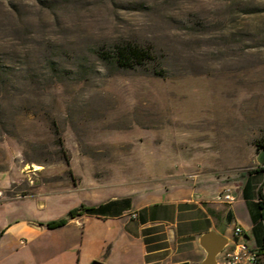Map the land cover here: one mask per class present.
<instances>
[{"label":"rangeland","instance_id":"1","mask_svg":"<svg viewBox=\"0 0 264 264\" xmlns=\"http://www.w3.org/2000/svg\"><path fill=\"white\" fill-rule=\"evenodd\" d=\"M125 43L154 60L99 58ZM259 139L264 0H0V199L61 225L43 264H120L112 226L67 214L199 169L264 177Z\"/></svg>","mask_w":264,"mask_h":264},{"label":"crops","instance_id":"2","mask_svg":"<svg viewBox=\"0 0 264 264\" xmlns=\"http://www.w3.org/2000/svg\"><path fill=\"white\" fill-rule=\"evenodd\" d=\"M248 169L241 174L199 169L185 176L172 175L163 187L158 183L140 190L123 213L111 198L100 202L102 213H84L71 222L92 217L112 226L120 240V264H201L205 257L198 243L201 234L214 231L230 244L239 226L248 247L261 251L258 262L264 264V210L258 197L260 190L264 197V177L257 165ZM225 189L234 201L220 199ZM27 199H0V264H43L41 258L50 253L45 237L60 227L46 228L33 204L28 209L31 213H22L19 204ZM115 247L106 257L108 262ZM99 256L96 251L91 258Z\"/></svg>","mask_w":264,"mask_h":264},{"label":"trees","instance_id":"3","mask_svg":"<svg viewBox=\"0 0 264 264\" xmlns=\"http://www.w3.org/2000/svg\"><path fill=\"white\" fill-rule=\"evenodd\" d=\"M98 56L105 63L115 66L118 69H131L136 66L142 65L144 62L154 60L151 51H149L148 49H143L131 43L117 45L113 50L110 51H99ZM254 147L256 153L264 150V139L255 141ZM258 197L259 204L264 210V197L261 193V190L259 191ZM89 212H91V208L81 205L77 209L70 211L67 214V218L73 219L77 216H80L81 214H88ZM60 226L61 225H57L55 223H53L52 225H47L48 228H57ZM259 254L262 255L261 251H259ZM257 264L260 263L258 262Z\"/></svg>","mask_w":264,"mask_h":264},{"label":"built area","instance_id":"4","mask_svg":"<svg viewBox=\"0 0 264 264\" xmlns=\"http://www.w3.org/2000/svg\"><path fill=\"white\" fill-rule=\"evenodd\" d=\"M224 201L232 202L234 197L230 194L229 189L222 193ZM243 229L235 227L233 230L234 240L228 244L225 249L218 255L217 260L221 264H257L260 254L259 251L251 249L243 238Z\"/></svg>","mask_w":264,"mask_h":264},{"label":"water","instance_id":"5","mask_svg":"<svg viewBox=\"0 0 264 264\" xmlns=\"http://www.w3.org/2000/svg\"><path fill=\"white\" fill-rule=\"evenodd\" d=\"M199 246L205 252V257L201 264H221L218 262V255L225 249L228 245V240L220 236L214 231H208L199 237ZM90 264H105L100 260H93Z\"/></svg>","mask_w":264,"mask_h":264}]
</instances>
